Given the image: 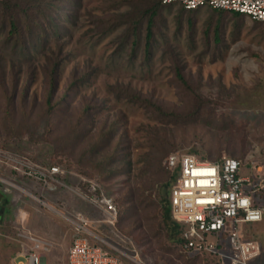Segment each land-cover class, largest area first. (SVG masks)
<instances>
[{"label": "rangeland", "instance_id": "rangeland-1", "mask_svg": "<svg viewBox=\"0 0 264 264\" xmlns=\"http://www.w3.org/2000/svg\"><path fill=\"white\" fill-rule=\"evenodd\" d=\"M70 1L75 6L70 9L63 3L62 8L72 12L76 22L56 18L63 29L59 40L50 38L51 49L33 55L25 64L6 65L7 85L3 90L10 95L16 91V98H27L16 108L12 106V120L5 116L0 96V149L35 168L66 158L62 166L69 169L63 170L69 184L62 183L67 187H58L52 193L38 187L41 201L30 198L27 203L14 200L7 204L0 220V264H11L17 250L14 232L21 225L52 242L48 264H64L72 238V228L64 218L69 212L81 213L88 218L93 233L130 253L136 250L147 264H215L213 258L193 263V256L180 253L177 247L166 249L156 201L162 192L161 183L170 176L164 164L170 153L192 154L189 150L195 147L200 151L193 156L215 162L230 157V152L237 157L244 150L242 162L246 165L242 170L256 175L254 166L264 169L263 25L243 14L233 17L210 7L181 12L180 6L173 4L155 18L152 54L146 62L141 45L134 56H129V47L118 42L124 23L103 32L105 21L117 15L121 21L127 11L145 7L143 0ZM3 51L6 58L9 49ZM51 52L68 57L52 101L56 105L52 123L46 125L45 70ZM176 63L186 85L177 79ZM84 74L89 78L78 93L68 92L70 82ZM121 89L137 93L177 116L171 120L157 116L119 97ZM86 106L91 107L90 116L78 126ZM196 108L200 109L197 118L192 114ZM112 124L118 132L114 144L91 156L90 146L99 141L100 126L107 130ZM81 129L90 130L88 139L82 145L75 144V132ZM155 145L167 148L159 172L151 159L157 155ZM113 156L118 160L112 169H120V173L110 176L107 162ZM0 171L5 170L0 166ZM75 172L95 175L93 180L101 193L114 198V222L80 196L85 192L84 185ZM259 174L264 180V171ZM253 225L256 233L246 231V238L257 241L263 253L250 264H264V219ZM121 264L128 261L121 258Z\"/></svg>", "mask_w": 264, "mask_h": 264}, {"label": "built area", "instance_id": "built-area-1", "mask_svg": "<svg viewBox=\"0 0 264 264\" xmlns=\"http://www.w3.org/2000/svg\"><path fill=\"white\" fill-rule=\"evenodd\" d=\"M163 4L177 3L185 10L210 7L238 12L251 20L263 24L264 0H161ZM0 149V166L33 179L41 187L55 191L64 186L56 175L60 169L52 166L35 168L24 159L4 153ZM166 168L175 174L170 187L172 218L185 227V239L179 245V252L186 256L205 255L215 258V264H250L260 253V246L243 237L242 226L260 222L264 218V180L259 173L262 166L255 167L256 175H242V166L230 157L219 161H201L193 155L170 153L164 162ZM88 181L90 191H96V184ZM4 192L22 190L21 186L0 175ZM25 191V190H24ZM28 192H26L27 194ZM81 194V193H80ZM28 195V194H27ZM29 196V195H28ZM100 212L114 222L117 209L112 198L101 194L84 195ZM33 197V196H31ZM36 200L41 201L39 198ZM44 204V202L42 201ZM66 222L72 228V241L67 251V264H121V258L128 264H147L136 250L130 253L93 233L89 220L83 215L65 213ZM14 238L24 249L16 254L12 264H46V255L52 249V242L20 227ZM94 240L95 242H91ZM107 243V244H106ZM135 249V248H133Z\"/></svg>", "mask_w": 264, "mask_h": 264}, {"label": "trees", "instance_id": "trees-1", "mask_svg": "<svg viewBox=\"0 0 264 264\" xmlns=\"http://www.w3.org/2000/svg\"><path fill=\"white\" fill-rule=\"evenodd\" d=\"M65 3L67 7L70 9L75 6L72 1H64V0H0V37L4 33L3 38H0V96L4 101L5 109L4 114L5 116H8L9 119L12 120V106L16 108V105H18L20 102L25 101L27 98L26 96H20L19 98H16L17 92L12 91L11 95L8 94L3 88L6 87V65L9 62L10 68L14 66L15 63L17 64H25L26 62H29L30 59H32L34 56L38 53H45L47 50L49 51L50 45V38L52 36L57 37L56 39L59 40L60 32L63 29L59 22L56 20L57 17H60L64 19V21L71 22L72 24H75V15L70 11H64L62 8V4ZM143 3L147 4L145 7L137 8L133 11H127L126 14H124V17L122 20H118V15L114 19H109L105 21V28L104 31H110L113 28H116L118 25H125L122 32L118 35V42L121 45H127L129 47V56H134L136 51L138 50V46H142L143 51V59L147 62L149 61L151 54H152V46L154 43V24H155V18L158 17V14L161 10H163L166 7H170L173 4L177 3H171V4H163L161 0H143ZM180 11H190L185 10L180 4ZM213 9V8H211ZM192 11V10H191ZM194 11V10H193ZM215 12H218L219 14L222 13H230L233 17H240L242 14L238 12H232L228 10H219L214 9ZM123 15V14H122ZM244 15V14H243ZM120 21V22H119ZM145 21V26L142 25V22ZM257 22V21H254ZM260 23V22H258ZM262 24V23H260ZM263 25V24H262ZM55 39V40H56ZM215 41L218 43L219 37L218 35L215 36ZM9 49V52L7 53L8 56L5 58L3 53L5 51L3 50ZM50 57H47V69L45 70V78L47 82V92L45 96V119H46V125H51L52 118L55 112L56 105L52 104L53 98L55 94L57 93V83L59 81L60 71L63 63L66 61L68 55H61L58 53L51 52ZM14 59H20L14 60ZM174 72L177 75V79L185 84V79L183 75L180 73V67L176 63L174 65ZM89 78V74H84L83 76L77 77L75 80L71 81L70 84L67 86V91H71L73 95H76L78 93V88L80 85H83ZM28 80L30 82V77H28ZM31 83V82H30ZM186 85V84H185ZM119 97H125L128 98L130 102L139 104L140 106L146 107L153 113H155L157 116H161L162 118L166 120H171L172 118H175L177 116L176 113L173 111H168L166 109H163L160 105L155 104L151 101H148L146 99H143L139 94L134 93L128 89L126 90H119L118 91ZM90 108L89 106H86L82 110V118L78 121V126H80L83 123H80L81 121H85V119L90 116ZM98 110H100L98 108ZM97 110V111H98ZM199 108H196L192 114L195 116V118L199 115ZM96 112V111H95ZM193 116V117H194ZM194 118V119H195ZM83 121V122H84ZM77 125V124H76ZM112 124V127L104 130L105 126H100V130L98 133L99 141L96 142V144H93L90 146V149L92 150L91 156H96L98 153L111 148L114 144L115 140L118 137V132L116 128H114ZM89 129L85 130H79L78 132H75V144H79L83 142H86L89 136ZM155 152L157 153L156 156L152 157V165L154 166V170L156 169V172H159V166L161 164L162 157L167 153V148L159 149L157 148V145H155ZM90 151V150H89ZM199 149L193 147L189 150L190 153L188 155H193L199 153ZM129 155V154H127ZM244 150L239 151L238 156L236 157L235 152H230V158L235 157L239 160L240 164L246 165V163H243L242 160L244 158ZM221 155H218L217 158H220ZM233 158V159H235ZM110 159V158H109ZM118 160L117 156H113L108 162L107 167L112 170L110 173V176H115L116 174L120 173L119 170H113L112 166L114 164V161ZM221 160V159H219ZM201 161H208L209 160H201ZM67 163L66 158H59L58 162L54 163L55 165H39L40 167L44 169H49L52 166H56L60 169V172L56 175V178L61 182H67L69 184V180H67L68 175L64 173V169H68L62 164ZM128 168H130V161L127 162ZM4 168L5 172L0 173L1 175H5L6 177H14V179L21 183L25 188H27V185L25 184L27 182H31L34 185L40 184L36 183L33 179H30L26 177L24 174L17 173L9 168ZM69 170V169H68ZM11 174V175H10ZM75 176L78 178V180L84 185L85 192H80L84 195H95L97 197L101 196V191L96 185V191L91 192L90 191V184L89 180L96 182V176H87L85 174H80L79 172L74 173ZM169 177L161 183L162 192L161 194L158 193L157 198V221L159 225L160 232L163 234V237L165 238L168 247L166 248L169 250L173 247V250L175 247H177V250L179 249V245L181 242L185 239L184 233H185V227L178 224L171 215V203H170V187L171 184L174 181L175 174L171 173L169 171ZM92 178V179H91ZM14 181V180H13ZM23 181V182H21ZM16 182V183H17ZM66 184V183H64ZM96 184V183H95ZM38 186V187H39ZM23 187V188H24ZM40 188V187H39ZM60 188V187H59ZM31 190V188H30ZM113 203L116 205L114 198H112ZM7 204H9V200L7 199L6 192H3L0 190V206L5 207ZM20 228V227H19ZM18 227L16 228L15 232L17 231ZM14 232V233H15ZM15 235V234H14ZM206 259V258H213V257H207L205 255H195L191 257V261L193 263L197 259ZM215 260V258H213Z\"/></svg>", "mask_w": 264, "mask_h": 264}, {"label": "crops", "instance_id": "crops-1", "mask_svg": "<svg viewBox=\"0 0 264 264\" xmlns=\"http://www.w3.org/2000/svg\"><path fill=\"white\" fill-rule=\"evenodd\" d=\"M245 166V165H244ZM6 170H7V168H6ZM264 171V169L262 168V172ZM2 172H5V171H0V173H2ZM241 174L242 175H252V176H254L253 174H252V172H246V171H244V170H241ZM1 175V174H0ZM1 176H3V177H5V179H7V180H10V181H13L14 183L15 182H17L15 179H14V177H6L5 175H1ZM263 176V175H262ZM21 182H23V181H21ZM18 183V182H17ZM27 185V188H23L22 186V188H23V191L22 190H18V189H11L9 192H6V194H7V199L9 200V203H13V201L15 200V202H17V200H19V201H23V200H25V203H27V201L28 200H30V198L32 199L33 198V200L34 199H36L37 197L38 198H40V195L42 194V191L41 192H39L38 193V186L39 185H34V184H32L31 182H27L26 184H25V186ZM41 189H45L47 192L49 191L48 189H46V188H43V187H41V186H39ZM30 188H31V190H30ZM0 190H2L3 192H4V184L3 183H1L0 182ZM25 190V191H24ZM26 192H28L27 194L29 195H27L26 194ZM50 193H52V192H54L53 190H51V191H49ZM48 194V193H47ZM31 196H33V197H31ZM29 197V198H28ZM6 206H8V205H6ZM6 206L5 207H2V206H0V220H1V217L3 216V214L5 213V211H6ZM69 214L70 215H72V216H77V215H82L81 213L79 214V213H71V212H69ZM264 219V218H263ZM263 219L260 221V222H257V223H261L262 221H263ZM257 223H252L251 224V226L249 227L248 225H250V224H246V225H243L242 226V233H243V237L245 238V239H247V240H251V239H248V238H246V235H245V233H246V231H252L253 233H256V231H255V227H253L254 225L253 224H257ZM20 227H24L25 229H27V230H29V231H31V232H33L32 230H30L29 228H27V227H25L24 225H21ZM252 227V228H251ZM72 231V230H71ZM34 233V232H33ZM35 234V233H34ZM37 235V234H36ZM39 236V235H38ZM40 237H42V236H40ZM44 238V237H43ZM46 239V238H45ZM13 240H14V242H15V245H16V247H17V250H16V253L14 254V256L16 255V254H18L19 252H21L23 249H24V246L19 242V241H17L14 237H13ZM71 241H72V238H71ZM252 241H255L254 239H252ZM92 242H95L94 240L92 241ZM256 243H258L257 241H255ZM71 244V243H70ZM258 245L260 246V244L258 243ZM264 245V244H263ZM70 246V245H69ZM68 251V250H67ZM52 252V249H51V251L46 255V264H48L49 262V256H50V253ZM261 252H262V250H261V246H260V253H259V255L257 256V257H260L261 256ZM263 253V252H262ZM14 256L11 258V264H12V261H13V258H14ZM256 257V258H257ZM251 263V262H250ZM64 264H67V252H66V256H65V261H64Z\"/></svg>", "mask_w": 264, "mask_h": 264}]
</instances>
